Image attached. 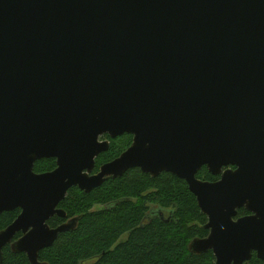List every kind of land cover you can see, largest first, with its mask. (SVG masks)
<instances>
[{"label":"water","instance_id":"1","mask_svg":"<svg viewBox=\"0 0 264 264\" xmlns=\"http://www.w3.org/2000/svg\"><path fill=\"white\" fill-rule=\"evenodd\" d=\"M105 134L133 141L94 172ZM134 168L188 183L209 230L192 253L264 260V0H0V214L21 210L0 264L19 232L12 250L48 264L77 224L48 223L68 191Z\"/></svg>","mask_w":264,"mask_h":264},{"label":"trees","instance_id":"2","mask_svg":"<svg viewBox=\"0 0 264 264\" xmlns=\"http://www.w3.org/2000/svg\"><path fill=\"white\" fill-rule=\"evenodd\" d=\"M112 140L109 151L97 158V165L117 158L124 150L119 140ZM56 168L55 159H43L35 164L36 172H49ZM198 178L215 182L204 167ZM118 204L112 210L93 211L96 205ZM175 206V220L171 224L159 219L143 224L149 205ZM61 207L68 217L78 216L74 231L62 233L48 248L40 252V261L48 264H215V255L209 251L197 255L190 251V242L206 237L208 218L198 206L188 183L170 172L151 177L139 168L129 170L119 179H108L103 185L87 193L79 188L70 190ZM20 211L0 214V231L10 225ZM249 214L239 210V216ZM65 219L51 218V226ZM128 234V236H127ZM127 236L122 241V237ZM2 264H31L24 253H15L9 246L4 249ZM246 264H264L256 253Z\"/></svg>","mask_w":264,"mask_h":264},{"label":"flooded vegetation","instance_id":"3","mask_svg":"<svg viewBox=\"0 0 264 264\" xmlns=\"http://www.w3.org/2000/svg\"><path fill=\"white\" fill-rule=\"evenodd\" d=\"M124 136V135H123ZM121 137V136H120ZM116 139H118V137L116 138ZM100 140L101 141H105V140H108L109 142H110V148H111V145H112V140H115V139H113V138H111L108 134H105L104 136H102L101 138H100ZM133 140V139H132ZM109 148V149H110ZM109 151V150H108ZM124 151H125V149H124ZM123 151V152H124ZM107 152V151H106ZM105 153V152H104ZM103 154V153H102ZM101 156V154L97 157V158H99ZM56 160V159H55ZM110 161H112V160H110ZM110 161H107V162H110ZM107 162H104V163H102L101 165H103V164H105V163H107ZM96 163H97V159H96ZM100 165V166H101ZM100 166H96V170L94 171V172H98L99 171V168H100ZM56 167H57V163H56ZM34 170H35V168H34ZM131 170V169H130ZM53 171V170H52ZM36 172V171H35ZM36 173H40V172H36ZM42 173H44V172H42ZM152 177V176H151ZM111 178H113V179H119V178H114V177H112V176H110V177H108V179H111ZM121 178V177H120ZM107 179V180H108ZM219 179H220V177H219ZM206 181V180H205ZM77 186H75V187H73V188H71L70 190H72V189H74V188H76ZM77 188H79V187H77ZM80 189V188H79ZM70 190L68 191V193L70 192ZM81 190V189H80ZM81 191H84V190H81ZM84 192H86V191H84ZM68 193H67V195H68ZM87 193H89V192H87ZM67 197V196H66ZM66 199V198H65ZM64 199V200H65ZM63 200V201H64ZM62 201V202H63ZM61 202V203H62ZM61 203L59 204V206H58V208L59 209H63V210H65L64 208H62L61 207ZM118 203L117 202H111V203H109V204H106V205H96L95 206V208H93V211H99V210H102L103 208L105 209V210H112L113 209V207H115L116 205H117ZM244 209V208H243ZM16 210H19L20 211V213H21V210L20 209H16ZM16 210H13V211H16ZM246 210V209H245ZM66 211V210H65ZM9 212H12V211H9ZM20 213H19V215H20ZM3 214V213H2ZM18 215V216H19ZM248 215V214H247ZM18 216H17V218H18ZM69 215H68V212L66 211V216H64V217H62V216H59L58 214H55L52 218H54V217H59V218H61V219H65V221L62 223V224H64V223H67V222H69V221H71V220H76V222H77V224H76V227L78 226V221H79V219H80V217H78V216H72V217H68ZM245 216V215H244ZM16 218V219H17ZM15 219V220H16ZM157 219H159L162 223H166V224H171V223H173V221L176 219L175 218V206H171V207H160V206H158V205H149V207H148V210H147V212H146V214H145V217L143 218V224L145 225V224H150L152 221H154V220H157ZM14 220V221H15ZM50 221V220H49ZM49 221H48V223H49ZM49 225H50V223H49ZM61 224H59L58 226H60ZM9 226V225H8ZM7 226V227H8ZM51 226V225H50ZM58 226H51L52 228H56V227H58ZM76 227H75V229H76ZM74 229V230H75ZM73 230V231H74ZM69 232H71V231H69ZM66 233V232H65ZM62 234V233H61ZM23 236V233L22 232H19V233H17L16 234V236H15V238H14V240H13V242L11 243V244H9L8 246L12 249V244L14 243V242H16L18 239H20L21 237ZM127 236H128V234H127ZM127 236H124V237H122V241L123 240H126L127 239ZM7 247V246H6ZM5 247V248H6ZM4 248V249H5ZM3 253H4V250H3ZM16 253V252H15ZM25 254V253H24ZM27 255V254H26ZM28 257V256H27ZM29 260V259H28Z\"/></svg>","mask_w":264,"mask_h":264},{"label":"rangeland","instance_id":"4","mask_svg":"<svg viewBox=\"0 0 264 264\" xmlns=\"http://www.w3.org/2000/svg\"><path fill=\"white\" fill-rule=\"evenodd\" d=\"M129 140V138H122L119 140L121 150H126L129 147Z\"/></svg>","mask_w":264,"mask_h":264}]
</instances>
